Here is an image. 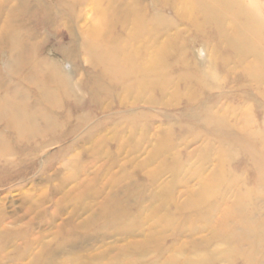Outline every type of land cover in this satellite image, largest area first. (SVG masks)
Returning a JSON list of instances; mask_svg holds the SVG:
<instances>
[{"label": "rangeland", "instance_id": "1", "mask_svg": "<svg viewBox=\"0 0 264 264\" xmlns=\"http://www.w3.org/2000/svg\"><path fill=\"white\" fill-rule=\"evenodd\" d=\"M133 1L143 13H161L173 21L174 26L156 32V37L132 45L141 62L149 53L162 52L161 65L167 66L163 75L169 78L162 88V79L145 85L133 76L99 78L102 68L93 65L81 47L83 36L99 21L92 0H0V89L11 77L3 30L9 21L19 43H28L30 54L40 61L39 79L50 87V78L64 72L68 83V93L60 94L48 112L54 124L45 133L20 138L0 121V137L7 144V151H0V264H164L172 254L182 263L212 249L231 248L229 262L211 253L213 264H264L262 190L250 199L246 220L242 217L244 225L252 222L253 232L243 240L223 242L220 233L213 234L236 199L223 184L215 186L222 196L208 202L215 206L212 213L203 211L209 204H193L200 178L209 184L221 182L215 176L222 165L219 158L231 148L234 154L225 161V174L220 173L226 180L234 174L239 186L255 190L247 158L240 149L228 150L214 140L198 127L199 121L188 125L184 115L199 110L225 113L224 127L233 134L240 132L248 108L253 128H264V79L258 86L246 80L225 40L196 29L171 1ZM244 2L264 23V0ZM110 32L124 37L128 28ZM210 70L219 79H210L202 91L177 78ZM97 80L101 91H96ZM140 82L145 86L137 90ZM28 86L32 103L36 89ZM190 97L197 101L190 103ZM201 211L209 228L201 226ZM166 216L178 227L154 228ZM243 227L231 224L233 230ZM144 242L149 244L139 247Z\"/></svg>", "mask_w": 264, "mask_h": 264}, {"label": "bare ground", "instance_id": "2", "mask_svg": "<svg viewBox=\"0 0 264 264\" xmlns=\"http://www.w3.org/2000/svg\"><path fill=\"white\" fill-rule=\"evenodd\" d=\"M168 1L172 2V7L176 6V11H179L182 17L196 25V29L201 30L202 32L206 31L207 35L215 40H225L228 49L233 52V59L236 60L235 64H239L243 67L241 68V74L246 80H250L251 83H255L257 86L263 81L264 23L260 21L259 16L253 14L255 13L254 7H247L244 0ZM92 2L97 9L99 21L89 32L86 33L85 36H83L81 47L85 50L89 61L93 62V65L102 68L99 78H104L107 75L112 76V74H114L113 77L116 75L123 80L133 76L135 80L137 78V81L145 80V85L146 83L149 84L156 82L157 79H162V83L159 82L161 83L162 88L169 79L167 76L163 75L165 69L167 70V66L161 65V62H163L160 61L163 58L161 55L162 52H159V54L157 51H155L157 54L149 53L146 59L141 62L139 58L142 57L133 46L135 43H141L148 36L156 37V32H162L163 30L165 31L166 29H169V27L174 26L173 21L169 18H165L161 13L149 14L146 10L143 13L137 2L133 0H92ZM104 2H106V5L102 7ZM13 26V22L10 23L9 21L3 28V30L6 31L4 40L7 42V54L9 55L8 70L11 77H7L5 80L8 81L7 85L2 83L4 88L0 89L1 92H3L0 96V121H4L6 126L11 127L13 131L17 133L16 135L18 137L25 138L27 136V138H29L37 132H40V134L45 133V130L49 129L54 124V120L48 112L50 108H53L56 105L60 94H63V92L68 93V83H66V75L62 71L61 75L56 73L58 75L52 77L54 80L50 78L48 81L50 87H48L42 79H39L41 75V63L40 61H35L34 56L30 54L28 43H19V40L17 39L19 34L10 29ZM126 27L128 28V34L124 37L121 34L114 36L111 32L108 34V31L111 29L112 32L118 28L122 31V29ZM132 42H134V44H132ZM169 44L171 45L170 42ZM151 45V47L154 48L152 43ZM164 45L165 46L163 47H166V43ZM108 46L113 47L108 48ZM148 47L149 45L146 46V49ZM117 51H120L123 56H118L116 54ZM162 51L165 53V49ZM251 56L254 59L247 64L246 61ZM123 61L124 66L121 65ZM220 61L222 64L226 65V58H221ZM27 67H29L27 72L20 75ZM215 73L214 70L202 72L200 75H193L192 73L186 74V72H184L179 74L177 78L181 81H186L189 86L190 83L199 85V87H201L200 90L202 91L204 88L210 86V79H214L213 77L219 79ZM137 74L141 75V78L138 79ZM174 78L177 79L176 77H171L170 80ZM12 79L17 80L16 82L14 81L15 84L13 85L11 83ZM28 85H33L36 89V94L33 97L32 103H30ZM125 85V90L129 91L130 87ZM145 85L140 82V84H136L135 86L136 89L139 90ZM95 86L96 91L103 90L99 80L96 81ZM191 97L190 100L193 101H190V103H195L197 98L191 99ZM249 110L250 109L246 108L247 112L245 113V118L240 122V132H234L233 134L231 128L228 129L224 127L227 125V121L225 122V113L213 115L206 110L199 114V110L196 113L184 114L189 118L188 125L193 124L195 120L199 121L200 126L198 127L205 128L214 140L221 142L223 146H228V150L231 147L240 149L247 158V163L250 164L257 182V186L254 190L249 188L245 189L242 186H239L240 184L237 180V176L234 174H230L228 180L225 179L226 176L223 175L225 174L224 165L226 159L229 158V155L234 154V152L231 151H234L235 149L232 148L230 149L229 154L226 152L221 153L222 157L219 158V161L222 164L220 172L223 174L219 172V175L217 174L215 176L218 182L221 181L220 183L216 184L215 182L209 184L207 180L204 181L200 178V192L198 199L195 200L193 204L198 206L205 205V203L209 204V207L203 209V211L207 210L212 213L215 206L208 202H211L213 197L215 198L217 195L222 196L220 193L221 191L216 189V185L221 186L223 184V189L226 192L231 191L236 198L230 202V205L223 212V218L220 220L221 224H219L220 227L215 229L212 228L213 234L217 235L220 233L218 235L221 236L217 237L221 238L223 242L226 239L228 241H230L229 239L233 240L234 238L238 240L247 239L253 234V232H251L252 222L250 221L244 225L242 217H245L246 220L245 213L246 209H248L251 204L250 199L255 198L258 191L262 190V193L264 194V128H253L254 122H252L253 119L249 115V113L251 114V111ZM6 147V141L0 137V151H7ZM152 180L154 179L152 178ZM214 188L216 192L213 190ZM203 211L199 213L201 215L199 216V219L202 221L201 226L209 228L207 220L203 219L205 218L204 214L202 216ZM174 222V218L166 216L163 219L156 221L154 228L156 226L160 228L162 227V229L173 226L178 227ZM130 223L134 225L136 220L134 219ZM240 223L244 226L242 228L243 230L238 231L231 229V224ZM145 242L139 247H146L149 243L146 244ZM233 251L234 249L232 248L228 250L212 249L208 252L202 253L203 255L201 256H196V258L189 257L182 263H177L176 255L172 254L165 260L164 264H213V261H211L213 258L211 257V253H214V255L218 257L221 256L218 260L229 262V255ZM244 264L252 263L244 261Z\"/></svg>", "mask_w": 264, "mask_h": 264}]
</instances>
